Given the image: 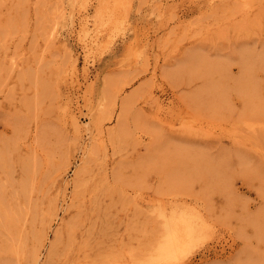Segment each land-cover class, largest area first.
I'll return each instance as SVG.
<instances>
[{"label":"rangeland","instance_id":"obj_1","mask_svg":"<svg viewBox=\"0 0 264 264\" xmlns=\"http://www.w3.org/2000/svg\"><path fill=\"white\" fill-rule=\"evenodd\" d=\"M0 264H264V0H0Z\"/></svg>","mask_w":264,"mask_h":264},{"label":"bare ground","instance_id":"obj_2","mask_svg":"<svg viewBox=\"0 0 264 264\" xmlns=\"http://www.w3.org/2000/svg\"><path fill=\"white\" fill-rule=\"evenodd\" d=\"M184 238H185V236H184Z\"/></svg>","mask_w":264,"mask_h":264}]
</instances>
